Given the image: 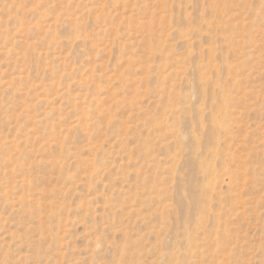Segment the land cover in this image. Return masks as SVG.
<instances>
[{
	"label": "rangeland",
	"instance_id": "374dc122",
	"mask_svg": "<svg viewBox=\"0 0 264 264\" xmlns=\"http://www.w3.org/2000/svg\"><path fill=\"white\" fill-rule=\"evenodd\" d=\"M0 264H264V0H0Z\"/></svg>",
	"mask_w": 264,
	"mask_h": 264
}]
</instances>
